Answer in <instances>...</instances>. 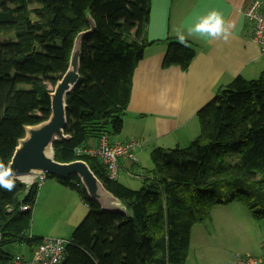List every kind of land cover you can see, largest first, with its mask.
Masks as SVG:
<instances>
[{"label":"trees","instance_id":"1","mask_svg":"<svg viewBox=\"0 0 264 264\" xmlns=\"http://www.w3.org/2000/svg\"><path fill=\"white\" fill-rule=\"evenodd\" d=\"M151 10L152 0H0V29L15 32L0 42L5 166L25 126L49 118L50 92L69 67L75 39L90 28L88 15L96 23L83 40L82 80L67 99L72 138L54 144L56 159L86 160L133 217L102 211L77 175L58 179L89 209L62 264H186L192 226L209 218L214 206L241 202L256 220L264 219V71L255 79L237 76L199 109L201 132L190 146L153 150L152 177L139 188L110 179L97 158L76 153L91 139L122 131L134 72L152 44L146 36ZM196 54L194 43L172 41L163 66L186 69ZM14 179L11 191L0 188V263L22 254L9 247L34 246L33 255L46 239L30 231L40 184L28 189Z\"/></svg>","mask_w":264,"mask_h":264},{"label":"crops","instance_id":"2","mask_svg":"<svg viewBox=\"0 0 264 264\" xmlns=\"http://www.w3.org/2000/svg\"><path fill=\"white\" fill-rule=\"evenodd\" d=\"M252 1L152 0L150 22L146 29V36L152 44L145 48L144 58L134 72L130 100L123 116V129L118 135H111L112 140L141 141V146L135 151L137 162L121 159L118 178L121 182L129 186L131 178H139L141 187L147 178L152 177L150 171L153 166L151 161L148 162L153 150L190 146L201 132L197 115L199 109L237 76L255 79L264 71V55L260 46L252 40L249 23L243 12ZM213 11L232 25L231 35L226 42L200 34H189V29ZM178 31L185 35V41L197 47V54L186 69L176 65L163 66L169 43L179 41L176 35ZM97 143L98 139H91L88 144L92 146ZM39 190L49 207L69 211L70 217L66 221H69L70 227L80 221L83 208L88 209L78 192L58 180L46 179ZM231 204L236 203L227 205ZM244 213L247 219L238 220L228 210V216L222 220V234L232 235L235 229L229 226L237 223V228L244 229L236 230L235 236L245 241L237 253L249 251L261 254L264 219L257 221L243 210ZM32 234L35 235L34 232ZM64 234L46 235L48 238H57L64 237ZM12 248L31 257L35 247L19 244Z\"/></svg>","mask_w":264,"mask_h":264},{"label":"water","instance_id":"3","mask_svg":"<svg viewBox=\"0 0 264 264\" xmlns=\"http://www.w3.org/2000/svg\"><path fill=\"white\" fill-rule=\"evenodd\" d=\"M90 28L81 31L74 43L69 67L50 92L51 114L41 123L25 126V135L19 140L8 164L16 173V178L24 182L25 178L43 172L58 179L77 175L88 195L96 201L102 211L120 213L133 217L122 199L108 190L104 182L96 175L86 160L60 162L56 159L54 144L69 141L72 136L66 133L68 125V96L72 94L82 80L81 52L83 40L93 34L96 23L88 15Z\"/></svg>","mask_w":264,"mask_h":264},{"label":"rangeland","instance_id":"4","mask_svg":"<svg viewBox=\"0 0 264 264\" xmlns=\"http://www.w3.org/2000/svg\"><path fill=\"white\" fill-rule=\"evenodd\" d=\"M14 36V31H6V29H0V42L4 39H11ZM150 161L152 167L153 161L151 158L148 164L150 163ZM54 179L58 180V178L53 176H49L47 178L48 181H52ZM131 179L132 180L129 186L132 188H139L142 181L139 178ZM223 195L225 197H228L231 195V191L226 190ZM235 203L236 204L233 205L231 204V206L227 204L214 206L211 210L209 218L201 222H196L192 226L186 264H235V256L237 250L239 248H242V246H244L245 244L243 238H236V230L238 231L244 228H237V223H232L229 228L234 226V228H232L235 229V231L232 235L227 236L225 234H222V230H224L223 225H221L223 223L222 220L225 219L226 216H228V210H230L232 216L237 217L238 220L247 219L246 214H242L243 210L246 211V213H248L252 218H254L251 211L246 206H244L243 203ZM219 206L222 208H217ZM88 211L89 209L86 210V208H83V211L80 215L82 216L80 221H78L77 224L74 223L75 225L73 227H70L69 221H66L68 220L67 218L70 217L69 211L66 210L64 212L63 210L61 211V208L59 209V207H49L48 203L46 202L45 196H40V190H38L36 204L32 212L30 231L34 232L35 236H41L44 238L49 237L46 234L62 235L63 233H65L66 235L64 234L63 238L70 240L76 226L86 217ZM245 229H247V227ZM8 250L12 253L19 252L12 247Z\"/></svg>","mask_w":264,"mask_h":264},{"label":"built area","instance_id":"5","mask_svg":"<svg viewBox=\"0 0 264 264\" xmlns=\"http://www.w3.org/2000/svg\"><path fill=\"white\" fill-rule=\"evenodd\" d=\"M263 1L253 0L243 12L249 23L252 40L260 46L264 55V12ZM141 146V141L137 139L129 141L112 140L110 134H104L99 138L96 145L79 146L76 148L78 155H88L97 158L110 179H118L120 175L121 159L125 158L132 162H137L136 149ZM47 173L27 177L24 180L27 188L35 182L42 185L47 179ZM29 209L28 205H23L22 210ZM1 239V236H0ZM70 240L57 237L46 238L34 251L31 258L22 254H16L9 261L0 264H62L66 257V248ZM261 254H252L248 251L238 252L235 256V264H264V246Z\"/></svg>","mask_w":264,"mask_h":264},{"label":"clouds","instance_id":"6","mask_svg":"<svg viewBox=\"0 0 264 264\" xmlns=\"http://www.w3.org/2000/svg\"><path fill=\"white\" fill-rule=\"evenodd\" d=\"M231 28V23H226L219 13L213 11L201 18L193 28L189 29V34H200L210 39L226 42L231 35ZM176 35L179 42H185L186 37L182 32L178 31ZM15 176L16 173L11 167L5 166L3 162H0V188L11 191L15 187Z\"/></svg>","mask_w":264,"mask_h":264},{"label":"bare ground","instance_id":"7","mask_svg":"<svg viewBox=\"0 0 264 264\" xmlns=\"http://www.w3.org/2000/svg\"><path fill=\"white\" fill-rule=\"evenodd\" d=\"M25 179H28V178H25Z\"/></svg>","mask_w":264,"mask_h":264}]
</instances>
